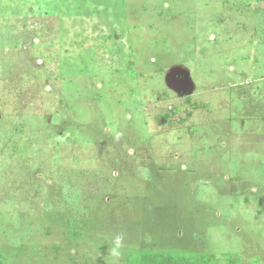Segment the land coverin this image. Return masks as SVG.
<instances>
[{"label":"rangeland","instance_id":"374dc122","mask_svg":"<svg viewBox=\"0 0 264 264\" xmlns=\"http://www.w3.org/2000/svg\"><path fill=\"white\" fill-rule=\"evenodd\" d=\"M120 232L264 264V0H0V259Z\"/></svg>","mask_w":264,"mask_h":264},{"label":"trees","instance_id":"16d2710c","mask_svg":"<svg viewBox=\"0 0 264 264\" xmlns=\"http://www.w3.org/2000/svg\"><path fill=\"white\" fill-rule=\"evenodd\" d=\"M87 212L88 216L91 215V217L95 218L99 210L92 207ZM195 247H163L162 249L147 248L143 250L126 249L123 253L124 261L122 264H242L240 256L198 252L195 250ZM0 264H4L1 259Z\"/></svg>","mask_w":264,"mask_h":264},{"label":"clouds","instance_id":"9594fccd","mask_svg":"<svg viewBox=\"0 0 264 264\" xmlns=\"http://www.w3.org/2000/svg\"><path fill=\"white\" fill-rule=\"evenodd\" d=\"M126 234L123 232L117 233L111 237V244L107 248V256L111 259V264H120L123 255Z\"/></svg>","mask_w":264,"mask_h":264}]
</instances>
